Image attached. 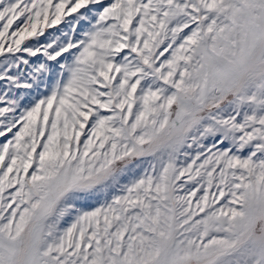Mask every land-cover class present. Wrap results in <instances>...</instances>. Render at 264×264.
Listing matches in <instances>:
<instances>
[{
    "label": "snow or ice",
    "instance_id": "1",
    "mask_svg": "<svg viewBox=\"0 0 264 264\" xmlns=\"http://www.w3.org/2000/svg\"><path fill=\"white\" fill-rule=\"evenodd\" d=\"M0 264H264V0H0Z\"/></svg>",
    "mask_w": 264,
    "mask_h": 264
}]
</instances>
